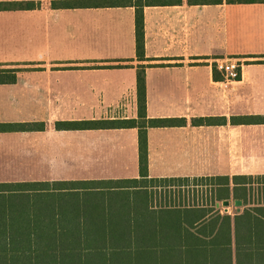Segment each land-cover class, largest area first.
Instances as JSON below:
<instances>
[{
    "label": "crops",
    "instance_id": "crops-1",
    "mask_svg": "<svg viewBox=\"0 0 264 264\" xmlns=\"http://www.w3.org/2000/svg\"><path fill=\"white\" fill-rule=\"evenodd\" d=\"M53 1L0 0V68L21 69L0 84V183L140 178L138 128L57 123L137 119L142 67L148 119L187 120L147 129L149 178L264 176V122L240 120L264 117V2L146 5L139 59L134 6ZM217 59L242 61V78H216Z\"/></svg>",
    "mask_w": 264,
    "mask_h": 264
},
{
    "label": "trees",
    "instance_id": "trees-1",
    "mask_svg": "<svg viewBox=\"0 0 264 264\" xmlns=\"http://www.w3.org/2000/svg\"><path fill=\"white\" fill-rule=\"evenodd\" d=\"M171 1L62 0L53 1L52 5L54 8L134 6L137 56L144 59V7ZM10 6L33 9L36 3ZM20 70L0 68V84L15 83ZM214 73L217 78L215 68ZM137 91V119L61 121L57 128H138L140 178L0 183V264H264V204H255L234 216L215 208L218 201L231 197L235 202L249 204L245 192L252 180L264 176H235L233 180L226 176L201 178L214 181L218 188V195L210 204L160 207L149 204L142 190L154 187V183L190 178H149L147 129L182 126L187 120L148 119L144 67L138 73ZM240 120L261 123L264 117L245 116ZM206 121L200 118L193 123ZM55 197L81 199L49 200Z\"/></svg>",
    "mask_w": 264,
    "mask_h": 264
},
{
    "label": "rangeland",
    "instance_id": "rangeland-1",
    "mask_svg": "<svg viewBox=\"0 0 264 264\" xmlns=\"http://www.w3.org/2000/svg\"><path fill=\"white\" fill-rule=\"evenodd\" d=\"M252 185L248 191L245 192V200L247 205H237L235 200L231 197L230 205L228 207L223 205V201H218L220 205L215 206L217 210H220L222 214H231L234 216L239 211L243 212L246 208L254 206L255 204H264V178L252 180ZM153 185V183L151 184ZM214 181L202 180L201 178H193L189 181H177L174 183L158 182L154 183V187H150L147 190L144 189L141 192L147 197L149 204L154 207H160L165 205L174 204H206L214 201L216 195L217 186ZM81 196V195H80ZM79 201L81 197H55L49 199L50 201ZM77 201V202H78Z\"/></svg>",
    "mask_w": 264,
    "mask_h": 264
},
{
    "label": "built area",
    "instance_id": "built-area-1",
    "mask_svg": "<svg viewBox=\"0 0 264 264\" xmlns=\"http://www.w3.org/2000/svg\"><path fill=\"white\" fill-rule=\"evenodd\" d=\"M214 68L224 75L226 81H238L242 78L244 63L235 59H217Z\"/></svg>",
    "mask_w": 264,
    "mask_h": 264
},
{
    "label": "water",
    "instance_id": "water-1",
    "mask_svg": "<svg viewBox=\"0 0 264 264\" xmlns=\"http://www.w3.org/2000/svg\"><path fill=\"white\" fill-rule=\"evenodd\" d=\"M230 203H231L230 200L223 201V205L226 206V207H228L230 205ZM236 204L237 205H241L242 201H237ZM217 205L219 206L220 204L218 203Z\"/></svg>",
    "mask_w": 264,
    "mask_h": 264
}]
</instances>
